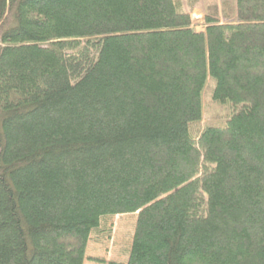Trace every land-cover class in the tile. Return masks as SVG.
Segmentation results:
<instances>
[{"label":"trees","instance_id":"16d2710c","mask_svg":"<svg viewBox=\"0 0 264 264\" xmlns=\"http://www.w3.org/2000/svg\"><path fill=\"white\" fill-rule=\"evenodd\" d=\"M204 1L0 0V264L125 214L127 264H264V0Z\"/></svg>","mask_w":264,"mask_h":264},{"label":"rangeland","instance_id":"374dc122","mask_svg":"<svg viewBox=\"0 0 264 264\" xmlns=\"http://www.w3.org/2000/svg\"><path fill=\"white\" fill-rule=\"evenodd\" d=\"M204 1V0H200ZM209 0H205L207 2ZM201 4L192 13L194 30L203 29ZM136 214L104 217L98 230L92 232L85 252L84 264H127L132 246Z\"/></svg>","mask_w":264,"mask_h":264}]
</instances>
